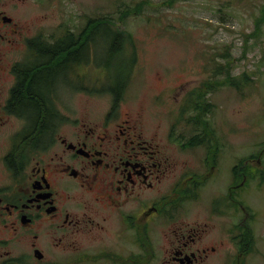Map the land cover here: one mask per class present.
<instances>
[{"label": "flooded vegetation", "instance_id": "flooded-vegetation-1", "mask_svg": "<svg viewBox=\"0 0 264 264\" xmlns=\"http://www.w3.org/2000/svg\"><path fill=\"white\" fill-rule=\"evenodd\" d=\"M9 23L0 10V43ZM55 33L50 42L73 31ZM33 38L21 55L0 47V264H264V143L213 145L204 172L191 171L162 153L146 117H121L118 104L69 115L62 90H78L67 67L35 110L27 83L49 63L29 62L42 48ZM190 139L170 143L200 145Z\"/></svg>", "mask_w": 264, "mask_h": 264}, {"label": "rangeland", "instance_id": "rangeland-1", "mask_svg": "<svg viewBox=\"0 0 264 264\" xmlns=\"http://www.w3.org/2000/svg\"><path fill=\"white\" fill-rule=\"evenodd\" d=\"M120 3L132 10L122 18L117 16ZM0 10L12 21L3 28L0 47L12 55H21L32 37L54 40L62 35L55 33L58 29L66 26L77 32L87 17L105 13L120 25L118 29L132 33L124 53L135 54L133 70L116 99L106 85L107 69L92 59L70 64L71 73L64 80H72L79 72L87 85L95 87L83 88L76 82L72 85L77 92L62 90L61 105L69 115L94 118L100 113L99 117L110 105L118 104L115 112L121 117H146L142 126L158 131L162 153L169 152L175 162L186 164L191 171L204 172L201 156L211 147L213 136L218 151L226 148L227 153L233 151L230 145L242 146L246 153L264 142V0H0ZM95 40L98 59L105 60L107 40L103 33ZM244 72L252 81L239 88L242 92L226 83L217 84L227 73L234 82L241 80ZM208 80L215 83L211 81L203 103L194 94L202 93ZM184 98L195 107H187ZM204 121L213 136H205L197 147L175 150L170 142L176 144L179 137L187 141L202 133ZM172 127L180 134L173 140L168 134ZM238 153L229 155L227 161ZM220 176L214 174L210 183ZM215 189L220 190L219 184ZM258 227L264 233V223Z\"/></svg>", "mask_w": 264, "mask_h": 264}, {"label": "trees", "instance_id": "trees-1", "mask_svg": "<svg viewBox=\"0 0 264 264\" xmlns=\"http://www.w3.org/2000/svg\"><path fill=\"white\" fill-rule=\"evenodd\" d=\"M118 8L120 18L126 16L129 12L132 11L131 8L125 7L122 3L118 5ZM134 11H137V9L135 8ZM102 20H104V18H101V14L94 17H87L85 24L78 30V33L73 32L72 34L63 35L60 39L54 42H50L44 36L37 38L36 40L35 38L31 40L30 46H39L42 48L41 51H38L40 57L39 60L33 58L29 62L31 64L49 63V66H47L45 69L41 65L37 67L35 69L36 72L34 78L32 77L29 83H27V88L31 92L30 96L28 95V98H31L36 102V107L33 105L35 107V110L41 109L44 105V102H42L44 89L46 88V86H48L50 80V87H52L54 76H62L64 74L65 67L69 68L70 64L74 61L80 64H85L92 59L95 64L100 65L108 70L107 79L110 82V87L114 91L115 99L123 92L125 85L130 80V73L133 70L131 68L135 60V54L131 53V55L125 56L124 51L129 49V45L131 44L133 36L132 33L125 28H123L122 30L118 29L119 26L117 24H113L114 21L110 20L105 22ZM258 20L259 19L256 20L257 27L259 23ZM257 27L254 33L258 32ZM100 33L101 35L103 33L108 43L106 48L107 51L104 54L106 58L105 60L98 59L99 57L96 53L95 44L97 45V43L95 39L96 37H100ZM104 43L106 42L104 41ZM133 47L134 46L131 45V49L134 50ZM75 54L76 56L74 57ZM35 55L36 53L33 52L34 57ZM66 62L67 64H65ZM243 77L244 78H242L241 80L238 79L236 82H234L233 78L227 73L224 78H220L217 81V84L220 85L226 83L239 89L244 83L248 81L250 75L244 73ZM211 81L215 83L214 80ZM211 81H206L205 87L201 89L202 93L194 94L195 97L197 99H201L203 103L205 92L212 85ZM78 82L83 88L87 87L91 89L95 87L88 86L84 82L83 76L79 72ZM189 95L193 96V94L191 93H189ZM38 97H40V99H38ZM184 102L186 103L187 107H195V105H190L187 99ZM195 102L197 101L195 100ZM203 109L206 110V107L204 106ZM197 117H199V115ZM204 127L206 128V134L213 136L209 125L205 121ZM212 140L213 142L211 144V147L213 145L217 146V137L213 136Z\"/></svg>", "mask_w": 264, "mask_h": 264}]
</instances>
